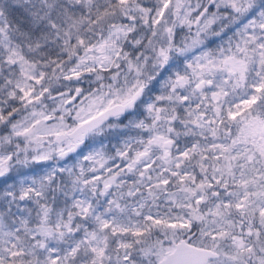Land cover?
<instances>
[{
  "label": "snow or ice",
  "instance_id": "snow-or-ice-1",
  "mask_svg": "<svg viewBox=\"0 0 264 264\" xmlns=\"http://www.w3.org/2000/svg\"><path fill=\"white\" fill-rule=\"evenodd\" d=\"M0 264H264V0H0Z\"/></svg>",
  "mask_w": 264,
  "mask_h": 264
}]
</instances>
